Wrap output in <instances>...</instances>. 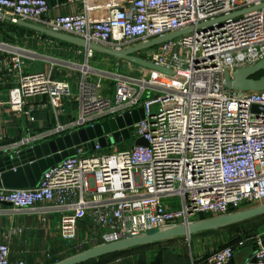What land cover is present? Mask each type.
Masks as SVG:
<instances>
[{
  "label": "built area",
  "instance_id": "built-area-1",
  "mask_svg": "<svg viewBox=\"0 0 264 264\" xmlns=\"http://www.w3.org/2000/svg\"><path fill=\"white\" fill-rule=\"evenodd\" d=\"M69 1L82 10L57 15L48 0H0V11L12 16L13 24L23 19L118 49L193 30L136 53L172 73L136 64L138 73L119 69L110 95L84 77L77 118L32 139L64 136L143 108L130 146L127 139L120 141L121 147L116 146L120 142L106 147L96 142L93 148L83 144L75 155L46 168L36 186L0 187V201L18 210L39 204L62 208L60 236L76 246L263 203L264 110L253 106L264 107V90L227 88L224 71L232 73L264 57V7L200 24L264 0ZM9 62L8 70L16 69L19 81L9 89L7 104L21 118H32L28 96H47L49 106L58 108L72 95L67 82L25 71L22 54L12 55ZM138 138L147 144L137 145ZM82 223L87 233L77 239ZM255 242L253 264H264V234L256 235ZM234 255V246L227 244L188 264H231ZM0 264L27 263L12 259L10 246L0 242Z\"/></svg>",
  "mask_w": 264,
  "mask_h": 264
},
{
  "label": "crops",
  "instance_id": "crops-1",
  "mask_svg": "<svg viewBox=\"0 0 264 264\" xmlns=\"http://www.w3.org/2000/svg\"><path fill=\"white\" fill-rule=\"evenodd\" d=\"M48 1L51 11L57 15L82 10L81 4L69 0ZM91 15L95 20L99 11L96 10ZM0 23L7 32V35L1 33L2 36L11 41L1 42L5 46H0V150L30 141L36 134L51 129L58 123L74 121L79 113L78 87L84 77L100 83L104 95L113 93L115 73L108 68L89 65V58L96 55L94 51L90 53L81 46L42 36L9 21ZM17 53L22 54L25 71L43 72L55 80L67 82L73 90L72 95L64 98L58 108L49 106L47 96H28L26 109L32 118H21L7 104L9 89L19 81L17 70H8L11 67L9 59ZM113 59L118 72L119 61L123 60ZM51 139L53 138L37 140L36 143ZM107 144H114L110 136H107ZM116 146L121 147L124 144ZM62 216V208L51 204H39L34 209L18 210L11 204L0 201V242L10 246L12 259L24 260L27 264H52L96 245L90 243L76 246L75 242L68 244L63 240L60 236ZM253 219L256 220L249 228L241 226ZM253 219L196 233L190 237L142 246L121 255L104 256L82 264H188L193 259L203 261L210 251L227 244L234 246L235 255L231 264H251L256 250L255 236L264 234V215ZM85 226V223L79 226L77 239L86 235Z\"/></svg>",
  "mask_w": 264,
  "mask_h": 264
},
{
  "label": "water",
  "instance_id": "water-1",
  "mask_svg": "<svg viewBox=\"0 0 264 264\" xmlns=\"http://www.w3.org/2000/svg\"><path fill=\"white\" fill-rule=\"evenodd\" d=\"M263 7L264 3L237 10L228 15H222L208 22L201 23L200 26L220 22L249 10ZM1 18L6 21H12V16L2 11H0ZM16 23L48 37L81 46L87 51L99 52L119 60L128 61L142 67L169 74L172 73L170 69L148 61L136 53L193 30V27L186 28L118 49L96 42H90L66 32L56 31L35 22L18 19ZM260 72H263V74L256 77ZM224 81L225 86L230 89L243 91L264 90V57L255 64L239 67L232 73L229 70L224 71ZM253 109L264 110V107L255 105ZM143 116L144 110L143 108H139L130 113L104 120L94 126L80 128L69 134L57 136L45 142L36 143V141L30 140L0 150V187L14 189L34 187L37 185L46 168L61 161L63 158L75 155L77 149L81 148L83 144L87 145L88 148H93L95 143L98 142L105 147L107 145V136H110L113 142L130 139L134 124ZM135 143L137 145H146L147 141L144 138H138ZM5 203L11 204L10 202ZM262 215H264V202L229 213L153 228L116 241L102 242L52 264H82L139 246L180 237H190L196 233L229 227ZM254 262L255 258H253L251 264Z\"/></svg>",
  "mask_w": 264,
  "mask_h": 264
},
{
  "label": "rangeland",
  "instance_id": "rangeland-1",
  "mask_svg": "<svg viewBox=\"0 0 264 264\" xmlns=\"http://www.w3.org/2000/svg\"><path fill=\"white\" fill-rule=\"evenodd\" d=\"M6 38L7 37L2 36L1 31H0V46H5L1 42L11 43V41H9ZM95 53H96V55H93V57L89 58V62H90L89 65H93V66H95L97 68H106V69L108 68L111 72H113L115 74L117 73V71H116V64H115L116 61H115V59H113L114 57H111L110 56L111 58H108V57H106V56H108L106 54H102V53H99V52H95ZM119 63H120V68H119L120 70H122V71L132 70V71H134V73H138V69H137V67H134V64L133 63H132L133 66L129 65L128 61H119ZM133 142H134V139H133V136H131L130 139H127L126 140V143H127L126 147L127 146H130ZM117 144L122 145L123 143L120 142V143H117ZM104 149H109V148H104ZM174 199L175 198H168V199H166V201H170V200H174ZM254 220H256V219H253V221H248V223H243V224H241V226H246V228H249V226H251V224L254 223Z\"/></svg>",
  "mask_w": 264,
  "mask_h": 264
},
{
  "label": "trees",
  "instance_id": "trees-1",
  "mask_svg": "<svg viewBox=\"0 0 264 264\" xmlns=\"http://www.w3.org/2000/svg\"><path fill=\"white\" fill-rule=\"evenodd\" d=\"M0 31H1V33H4V34H6L7 35V33L3 30V28H2V24L0 23ZM2 31H4V32H2ZM32 31V30H31ZM34 32V31H33ZM42 36H46V35H43L42 34ZM46 37H48V36H46ZM263 74V72H260V73H258L257 75H256V77H258V76H260V75H262ZM201 218H205V216H202ZM243 223V222H242ZM236 225V224H235ZM233 226V225H232ZM154 244H156V243H154ZM148 245H151V244H148ZM144 246H146V245H144ZM139 247H142V246H139ZM139 247H136V248H139ZM136 248H133V249H131V250H134V249H136ZM131 250H127V251H123V252H119V253H116V254H112V255H108V256H116V255H121V254H123V253H127V252H129V251H131Z\"/></svg>",
  "mask_w": 264,
  "mask_h": 264
},
{
  "label": "bare ground",
  "instance_id": "bare-ground-1",
  "mask_svg": "<svg viewBox=\"0 0 264 264\" xmlns=\"http://www.w3.org/2000/svg\"><path fill=\"white\" fill-rule=\"evenodd\" d=\"M8 48V47H7Z\"/></svg>",
  "mask_w": 264,
  "mask_h": 264
}]
</instances>
